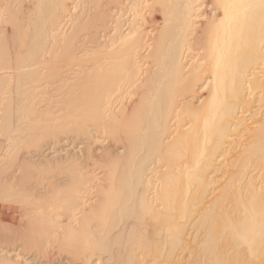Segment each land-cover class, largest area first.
Masks as SVG:
<instances>
[{
    "label": "bare ground",
    "instance_id": "obj_1",
    "mask_svg": "<svg viewBox=\"0 0 264 264\" xmlns=\"http://www.w3.org/2000/svg\"><path fill=\"white\" fill-rule=\"evenodd\" d=\"M0 209V264H264V0H0Z\"/></svg>",
    "mask_w": 264,
    "mask_h": 264
},
{
    "label": "rangeland",
    "instance_id": "obj_2",
    "mask_svg": "<svg viewBox=\"0 0 264 264\" xmlns=\"http://www.w3.org/2000/svg\"><path fill=\"white\" fill-rule=\"evenodd\" d=\"M1 210V209H0ZM4 211V210H3ZM9 216V219L15 218L16 215L13 214L12 210H9L8 212H6Z\"/></svg>",
    "mask_w": 264,
    "mask_h": 264
}]
</instances>
